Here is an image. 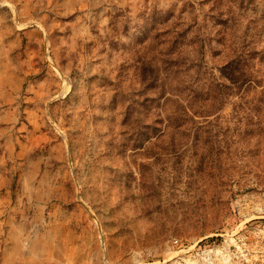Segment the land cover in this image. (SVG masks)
<instances>
[{"label": "rangeland", "instance_id": "374dc122", "mask_svg": "<svg viewBox=\"0 0 264 264\" xmlns=\"http://www.w3.org/2000/svg\"><path fill=\"white\" fill-rule=\"evenodd\" d=\"M257 220L264 0H0V264H197Z\"/></svg>", "mask_w": 264, "mask_h": 264}, {"label": "built area", "instance_id": "2783aa9c", "mask_svg": "<svg viewBox=\"0 0 264 264\" xmlns=\"http://www.w3.org/2000/svg\"><path fill=\"white\" fill-rule=\"evenodd\" d=\"M215 240L185 250L186 257L197 264H264V221L238 222Z\"/></svg>", "mask_w": 264, "mask_h": 264}]
</instances>
